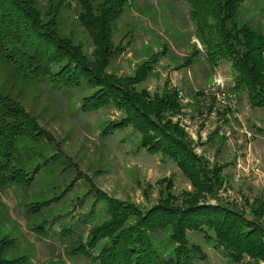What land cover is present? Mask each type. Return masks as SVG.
Segmentation results:
<instances>
[{"label": "rangeland", "instance_id": "obj_1", "mask_svg": "<svg viewBox=\"0 0 264 264\" xmlns=\"http://www.w3.org/2000/svg\"><path fill=\"white\" fill-rule=\"evenodd\" d=\"M114 1L32 0L49 24L39 30L57 38L52 70L77 69L68 83L21 72L0 53V94L28 122L4 168L24 181L0 186L4 255L18 264H103L102 252L138 228L133 209L208 202L237 217L254 249L230 256L212 229L193 226L184 250L196 242L204 255L192 264H264V105L234 87L231 61L206 48L186 0H126L112 12ZM235 19L264 32V0H244ZM75 51L81 66L70 60ZM114 87L145 101L171 97L173 111L151 115L158 126H178L197 156L192 164L149 150L122 97L109 94ZM140 227L157 256L183 250L170 224Z\"/></svg>", "mask_w": 264, "mask_h": 264}, {"label": "trees", "instance_id": "obj_2", "mask_svg": "<svg viewBox=\"0 0 264 264\" xmlns=\"http://www.w3.org/2000/svg\"><path fill=\"white\" fill-rule=\"evenodd\" d=\"M125 1L115 0L106 8L115 12L114 9H118ZM186 1L191 7L206 48L218 52L221 57L231 61L234 87H245L252 104L264 105V32L256 31L245 23H237L236 10L244 0ZM213 18L214 20H210ZM44 25L49 24L39 21L32 0H0V53L7 62L21 72L25 71L35 77L46 76L50 77V80L68 83V79L74 75L73 70L77 69L76 67L68 68L61 72L52 70L58 60V49H52L50 44L56 47L57 43L55 46L54 43L57 38L49 40L41 33L39 29ZM70 60L77 62V66L83 64L77 51ZM91 68L86 66L89 72ZM107 90L115 99H118V96L122 97L128 108L126 120L144 132L142 141L149 150L161 151L172 157L181 168H186L187 164L191 165V158H197L176 124L171 129L163 125L158 126L152 116H159L163 110L173 111L177 106L171 97L153 96L145 101L138 94L132 93L131 98L126 91L117 90V87ZM116 92L118 95L115 94ZM99 104L94 103L93 107ZM0 122H3L0 126V186L3 187L15 181H24L21 171L11 166L13 170L6 173L4 168H7L6 165L11 160L15 137L26 129L28 122L22 107L1 94ZM149 130L153 133H149ZM120 206L128 205L120 204ZM158 209H160L159 212L149 211L145 215H141L138 209H133L131 212L140 218L138 228L142 224L144 227L170 224L173 238L184 250L186 229L193 226L203 229V226H206L215 232L216 245L224 246L228 254L230 251V256L241 252H253L254 246L247 229L241 227L242 225L236 221L237 217L229 219L228 213L221 214L222 209L217 204L200 202L181 208L159 207ZM242 223L244 224L243 221ZM138 228L136 226L128 229L131 231L128 237L121 235L120 247H116V243L114 245L113 242L105 251L108 254L105 255V252H102L101 263L129 264L128 259L136 253V259L139 260L137 264H192L196 256L204 255L201 246L192 242L184 250L186 253L183 256L182 250L175 257L169 255L161 258L157 256L145 232L141 233L144 230H141V227ZM115 239L117 240L118 236ZM5 246L0 240V264H18L15 259L4 255ZM148 257L149 259H144Z\"/></svg>", "mask_w": 264, "mask_h": 264}, {"label": "built area", "instance_id": "obj_3", "mask_svg": "<svg viewBox=\"0 0 264 264\" xmlns=\"http://www.w3.org/2000/svg\"><path fill=\"white\" fill-rule=\"evenodd\" d=\"M234 95H235L234 93H229V96L231 97L230 98V102H233L234 101V99H233Z\"/></svg>", "mask_w": 264, "mask_h": 264}]
</instances>
